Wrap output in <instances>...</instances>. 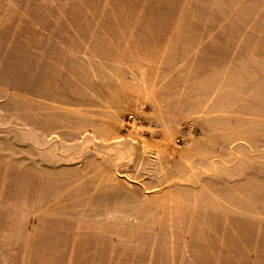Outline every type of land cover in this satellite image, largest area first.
<instances>
[{
    "label": "rangeland",
    "instance_id": "374dc122",
    "mask_svg": "<svg viewBox=\"0 0 264 264\" xmlns=\"http://www.w3.org/2000/svg\"><path fill=\"white\" fill-rule=\"evenodd\" d=\"M0 264H264V0H0Z\"/></svg>",
    "mask_w": 264,
    "mask_h": 264
}]
</instances>
